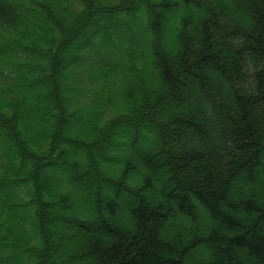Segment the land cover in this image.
Here are the masks:
<instances>
[{
    "label": "trees",
    "instance_id": "1",
    "mask_svg": "<svg viewBox=\"0 0 264 264\" xmlns=\"http://www.w3.org/2000/svg\"><path fill=\"white\" fill-rule=\"evenodd\" d=\"M0 264H264V0H0Z\"/></svg>",
    "mask_w": 264,
    "mask_h": 264
},
{
    "label": "rangeland",
    "instance_id": "2",
    "mask_svg": "<svg viewBox=\"0 0 264 264\" xmlns=\"http://www.w3.org/2000/svg\"><path fill=\"white\" fill-rule=\"evenodd\" d=\"M67 55H68V53H65L64 58H66ZM99 178H100L99 180H104L103 173L101 175H99ZM91 183H93V182H91ZM91 183H89L86 180V178H84V186H85V191L87 192V199H90V194L94 193L95 191H98L99 192L100 186L103 185V182L101 181V182H99L97 184V187L95 188V185L92 186ZM17 192H18V190H17ZM107 193L109 194V191H107L105 187H103L101 189V191L99 192V194H101L102 196H104ZM184 230L186 231V227H184ZM194 258H195L196 262L202 258L201 257V250H197L196 251V254H194Z\"/></svg>",
    "mask_w": 264,
    "mask_h": 264
}]
</instances>
